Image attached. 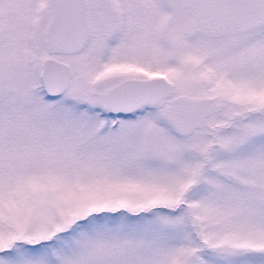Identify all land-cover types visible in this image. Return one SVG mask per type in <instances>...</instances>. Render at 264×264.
I'll return each mask as SVG.
<instances>
[{
  "label": "rangeland",
  "instance_id": "obj_1",
  "mask_svg": "<svg viewBox=\"0 0 264 264\" xmlns=\"http://www.w3.org/2000/svg\"><path fill=\"white\" fill-rule=\"evenodd\" d=\"M86 4L56 55L54 0H0V264H264V0ZM132 62L169 77L165 112L116 122Z\"/></svg>",
  "mask_w": 264,
  "mask_h": 264
},
{
  "label": "water",
  "instance_id": "obj_2",
  "mask_svg": "<svg viewBox=\"0 0 264 264\" xmlns=\"http://www.w3.org/2000/svg\"><path fill=\"white\" fill-rule=\"evenodd\" d=\"M55 4L57 17L50 36V46L56 52H76L88 33L85 0H55ZM67 23L73 25L72 27L76 28V30L66 31L63 25ZM54 62L55 60L46 59L41 71L43 88L50 96L61 94L67 89L73 73L68 63ZM140 82L141 84L138 86L139 84L137 83ZM128 85L132 89L138 87L143 90L140 98L135 103L129 104L130 107H135L145 102H158L169 93L168 80L165 76L149 80L128 79L107 91L108 102L111 101L114 92H127V89H122L127 88ZM144 93H146L145 97Z\"/></svg>",
  "mask_w": 264,
  "mask_h": 264
},
{
  "label": "flooded vegetation",
  "instance_id": "obj_3",
  "mask_svg": "<svg viewBox=\"0 0 264 264\" xmlns=\"http://www.w3.org/2000/svg\"><path fill=\"white\" fill-rule=\"evenodd\" d=\"M85 4H86V0H85ZM56 9L57 8L55 7V10ZM86 9H87V4H86ZM56 17H57V13H55V16H54L51 24L48 25V29H49V49L51 51V54L70 55L71 53L56 52L50 46V36H51V33L53 32V28H54V25H55V22H56ZM87 19H88V22H87V28H88L87 35H88L89 32H90V29H91V21H90L89 15H88V9H87ZM63 26H64L66 31L76 30V28L72 27L73 25H69L68 23L63 25ZM78 29H79V26H78ZM81 46H82V44H81ZM80 47H79V49H80ZM47 58H52V59L59 60V58L57 56H53V55H51V56H49ZM130 67L131 68H135L137 70H140L141 72H138L139 76H136V75L125 76L124 78H121L120 80H118L114 85L110 86L109 88L115 87V86L119 85L121 82H123L124 80H127V79L149 80V79L154 78V77L166 75V73L164 71H161V72H159V71L157 72L156 71V72H153V73H156L155 75L148 76V74H147V73H149V71L147 69L148 67L146 65L140 64V63L132 62ZM72 77H73V75L71 76V78ZM137 84H139L138 86H140L141 82L137 83ZM126 89H127V92H119V93L118 92H114L110 102H108L107 95H106V97H105L106 98V104L102 105V106H98V108L101 109V112L108 113L107 117L109 119H111L113 117L115 119V121L117 122L118 120L130 117L133 114L165 112V106L163 104H161V103L166 99L167 96L162 98L160 101L155 102V103H153V102H145V103H142L141 105H136L135 107H133V106L130 107L129 104L135 103V101H137L140 98V96L143 94V90L139 89L138 87L135 88V89H132V87L130 85H128L127 88H124L122 90H126ZM107 90H106V92H107ZM145 96H146V93H144V97ZM51 98H54V97H51ZM87 107H92V106H87ZM47 141H49V140H47ZM207 156H209V154ZM199 179L201 180V176H200ZM196 185H197V183L195 182V183L192 184V187H195Z\"/></svg>",
  "mask_w": 264,
  "mask_h": 264
}]
</instances>
